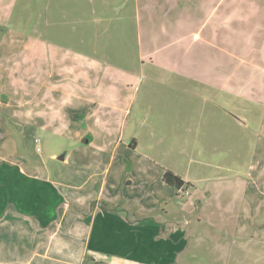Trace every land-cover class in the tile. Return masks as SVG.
<instances>
[{"label": "crops", "instance_id": "1", "mask_svg": "<svg viewBox=\"0 0 264 264\" xmlns=\"http://www.w3.org/2000/svg\"><path fill=\"white\" fill-rule=\"evenodd\" d=\"M3 1L0 0V12L15 3L6 0L5 5ZM131 2L135 6L132 39L140 65L127 64L120 49L111 58H101L99 49L105 46L99 45L97 36L87 40L88 53L53 43L51 48L41 47L36 52V109L41 104L39 94L45 95L46 89L54 104H70V116L82 120L78 136L89 139L64 154L62 161L67 168L66 172L60 168L59 176L65 178H28L18 170L15 177L0 178V264H201L193 259L182 260V253L190 246L188 231L192 233L199 227L187 228L188 221L163 224L153 213H132L135 208L129 197L134 193L125 196L128 199L123 202L117 192L121 187L119 178L103 177L105 171L100 167H109L100 163L108 157L103 158V151L109 145L105 140L101 143L97 136L112 133L98 128L101 115L90 106L105 100V111L111 115L114 110L127 114L133 108L145 109L140 121L151 120L150 132L157 144L166 140L153 120L161 122L159 117L164 116L165 126L178 135L183 150L218 152L220 142L226 143L227 151L234 150L233 143L236 145L237 134L240 136L235 128H247L246 120L257 114L240 107L236 112V99L249 106H264V0ZM94 20L90 17L87 22L98 21ZM53 29L56 33L52 31L51 37L64 33ZM92 31L108 33L109 27ZM114 34L111 39H125L122 30ZM82 36L77 39L84 44L88 37ZM124 45L123 42L120 47L124 49ZM24 84L29 86V82ZM216 121L223 125L214 126ZM28 130L23 133L31 136ZM133 134L129 146L141 150L139 133ZM150 146L142 155L150 164L159 165L158 178H147L156 180L153 189L166 184V169L190 185L193 181L189 178L203 172V160L197 156L191 158L198 163L192 167L194 171L188 167L181 172L177 163L169 165L166 155L146 152L155 151ZM229 155L230 152L224 158L227 160ZM7 158L0 156V161ZM205 165L211 168L210 161ZM125 185L132 186V181L127 180ZM249 227L240 222L219 227L231 233L223 238L227 244L218 235V243L211 245L209 260H222L226 246L244 241ZM200 237L195 244L201 243ZM198 254L195 251V256Z\"/></svg>", "mask_w": 264, "mask_h": 264}, {"label": "rangeland", "instance_id": "2", "mask_svg": "<svg viewBox=\"0 0 264 264\" xmlns=\"http://www.w3.org/2000/svg\"><path fill=\"white\" fill-rule=\"evenodd\" d=\"M3 3L6 5V0ZM224 5L223 2L221 11ZM0 17V156H9L6 161H0V178L17 176L15 170L28 174V178H65L59 176V171L61 168L66 172L64 169L67 167L57 157L89 138L78 136V126L82 120L70 116V104H54L53 97L46 94V89L45 95L40 92L41 104L36 109V52L41 51V47L51 48L53 43L88 53L85 50L90 49L87 40L97 36L99 45L105 46L99 49L101 58H111L112 53L120 49L127 64L140 65L136 42L132 39L135 34L132 23L135 21L134 3L131 0H15L13 7L2 8ZM90 17L98 21L94 20L90 24L87 22ZM125 25H128L127 28H124ZM106 26L109 27L108 33L92 31ZM55 27L64 33L51 37ZM121 30L125 39H111L114 33H120ZM67 32L72 35L68 36ZM41 33H45V36L41 37ZM84 34L88 38L83 44L77 38ZM123 42L124 49L120 47ZM42 55L45 56V52ZM24 82H29V86H25ZM104 102L97 101L90 106L101 115L98 117V128L102 132L109 130L112 133L108 131L109 135L97 136L101 143L105 140L109 145L103 151V158L108 157L100 163H106L109 168L103 170L100 167V171H105L103 177L119 178L121 187L117 192L123 202L128 199L125 196L134 193L129 197L135 208L132 213H153L163 224L188 221L187 228L199 227L192 233L188 231L190 246L182 253L183 261L193 259L201 264H264V106H249L242 103L241 99H236V112H239L240 107L241 110L250 108L252 114H257L246 120L249 123L247 128H235L240 136L237 134V144L233 143L234 150L227 151L226 143L223 145L220 142L218 152H208L181 149L178 135L165 126L164 116L159 117L163 124L153 120L166 140L157 144L150 132L151 120L140 121L141 112L145 109L133 108L127 114L114 110L115 114L111 115L105 111ZM103 111L107 115H102L105 114ZM216 122L214 126L223 125L221 121ZM27 129L32 131L31 136L23 133ZM136 132L139 133V145L142 147L137 151L129 146ZM148 146H154L155 151L146 152L150 151L152 156L166 155L169 165L177 163L181 172L188 167V170L194 171L192 167L198 166V163L191 158L197 156L203 160L200 165L203 172L195 178H189L193 183L185 187L182 193L167 184L153 189L156 180L149 181L147 178H158L156 169L159 165L150 164L142 155ZM158 148L167 151H158ZM207 161L211 162L210 169L205 165ZM127 180L132 181V186L126 187ZM164 195L168 197L161 198ZM239 222L250 225L249 230L244 232L245 240L237 246L228 244L222 260H209L211 245L218 243V235L223 236L222 242L226 243L223 238L231 233L222 228ZM197 236H201L198 245L195 244ZM195 251L199 252L198 256H195Z\"/></svg>", "mask_w": 264, "mask_h": 264}, {"label": "trees", "instance_id": "3", "mask_svg": "<svg viewBox=\"0 0 264 264\" xmlns=\"http://www.w3.org/2000/svg\"><path fill=\"white\" fill-rule=\"evenodd\" d=\"M163 181L167 185L176 188L177 190H182L185 187L191 186L189 182H186L179 174L170 169L165 170L163 175Z\"/></svg>", "mask_w": 264, "mask_h": 264}, {"label": "water", "instance_id": "4", "mask_svg": "<svg viewBox=\"0 0 264 264\" xmlns=\"http://www.w3.org/2000/svg\"><path fill=\"white\" fill-rule=\"evenodd\" d=\"M64 158H65V155L64 154H62V155L59 156V159H62L63 160Z\"/></svg>", "mask_w": 264, "mask_h": 264}, {"label": "clouds", "instance_id": "5", "mask_svg": "<svg viewBox=\"0 0 264 264\" xmlns=\"http://www.w3.org/2000/svg\"><path fill=\"white\" fill-rule=\"evenodd\" d=\"M183 191H184V189H182ZM179 191H181V190H179Z\"/></svg>", "mask_w": 264, "mask_h": 264}, {"label": "built area", "instance_id": "6", "mask_svg": "<svg viewBox=\"0 0 264 264\" xmlns=\"http://www.w3.org/2000/svg\"><path fill=\"white\" fill-rule=\"evenodd\" d=\"M187 194H188V192H187Z\"/></svg>", "mask_w": 264, "mask_h": 264}]
</instances>
